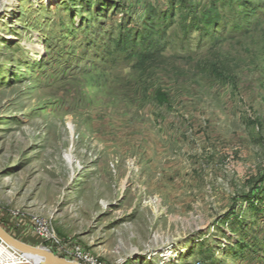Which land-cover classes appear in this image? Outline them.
<instances>
[{"label": "rangeland", "instance_id": "1", "mask_svg": "<svg viewBox=\"0 0 264 264\" xmlns=\"http://www.w3.org/2000/svg\"><path fill=\"white\" fill-rule=\"evenodd\" d=\"M37 224L106 264H264V0H0V227Z\"/></svg>", "mask_w": 264, "mask_h": 264}, {"label": "built area", "instance_id": "2", "mask_svg": "<svg viewBox=\"0 0 264 264\" xmlns=\"http://www.w3.org/2000/svg\"><path fill=\"white\" fill-rule=\"evenodd\" d=\"M36 235L43 241L44 247L50 251H52L55 255L70 260L72 262H75L77 264H106L103 260H101L99 257H96L92 255L89 252H86L83 250L80 246L76 244H61L59 243L56 235L54 232L39 227L37 224L36 228ZM3 244V243H2ZM7 246V245H6ZM8 247V246H7ZM52 247L55 249L52 250ZM9 248V247H8ZM18 257H21L22 254H19L12 250ZM23 259V257H21ZM20 264H35L33 260H26L23 259V262ZM197 264H202L201 262H198Z\"/></svg>", "mask_w": 264, "mask_h": 264}, {"label": "water", "instance_id": "3", "mask_svg": "<svg viewBox=\"0 0 264 264\" xmlns=\"http://www.w3.org/2000/svg\"><path fill=\"white\" fill-rule=\"evenodd\" d=\"M0 242L7 245L15 252L22 255H26L29 258H31L32 256L38 257L39 259L42 260L40 264H77L75 262H72L70 260L55 255L53 252H51L50 250L44 247L31 246L18 239H15L2 227H0Z\"/></svg>", "mask_w": 264, "mask_h": 264}, {"label": "bare ground", "instance_id": "4", "mask_svg": "<svg viewBox=\"0 0 264 264\" xmlns=\"http://www.w3.org/2000/svg\"><path fill=\"white\" fill-rule=\"evenodd\" d=\"M43 249V248H42ZM17 255L10 250V248H8L5 244H1L0 246V262H3V263H8V264H16L19 260L21 259H18L16 257ZM21 257H23V259H30V260H33V262L35 264H40V262H42L41 259H39L38 257H35V256H32L31 258L27 257L26 255H22ZM3 259V260H1ZM19 264L21 262H18ZM17 263V264H18ZM165 263V262H164Z\"/></svg>", "mask_w": 264, "mask_h": 264}, {"label": "crops", "instance_id": "5", "mask_svg": "<svg viewBox=\"0 0 264 264\" xmlns=\"http://www.w3.org/2000/svg\"><path fill=\"white\" fill-rule=\"evenodd\" d=\"M0 243H1V242H0ZM173 261H174V260H173ZM173 261H172V262H173ZM164 262H165V260H164V259H162V260H160L159 264H163ZM170 262H171V260H169V262H168V263H166V264H169ZM173 263H174V262H173ZM173 263H172V264H173Z\"/></svg>", "mask_w": 264, "mask_h": 264}]
</instances>
